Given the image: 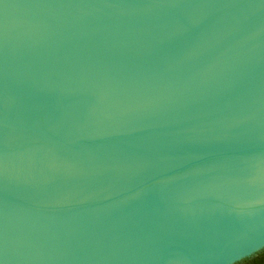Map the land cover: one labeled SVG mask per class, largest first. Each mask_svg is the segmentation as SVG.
<instances>
[{"label": "water", "instance_id": "water-1", "mask_svg": "<svg viewBox=\"0 0 264 264\" xmlns=\"http://www.w3.org/2000/svg\"><path fill=\"white\" fill-rule=\"evenodd\" d=\"M263 247L264 0H0V264Z\"/></svg>", "mask_w": 264, "mask_h": 264}, {"label": "trees", "instance_id": "trees-1", "mask_svg": "<svg viewBox=\"0 0 264 264\" xmlns=\"http://www.w3.org/2000/svg\"><path fill=\"white\" fill-rule=\"evenodd\" d=\"M233 264H264V247L252 255L246 256Z\"/></svg>", "mask_w": 264, "mask_h": 264}]
</instances>
